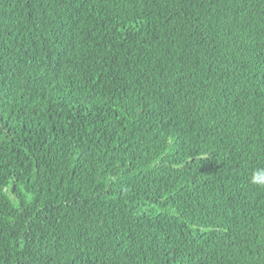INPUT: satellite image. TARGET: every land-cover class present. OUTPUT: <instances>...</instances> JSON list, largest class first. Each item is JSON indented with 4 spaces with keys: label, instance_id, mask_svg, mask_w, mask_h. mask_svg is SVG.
<instances>
[{
    "label": "trees",
    "instance_id": "1",
    "mask_svg": "<svg viewBox=\"0 0 264 264\" xmlns=\"http://www.w3.org/2000/svg\"><path fill=\"white\" fill-rule=\"evenodd\" d=\"M262 167L264 0H0V264H264Z\"/></svg>",
    "mask_w": 264,
    "mask_h": 264
},
{
    "label": "clouds",
    "instance_id": "2",
    "mask_svg": "<svg viewBox=\"0 0 264 264\" xmlns=\"http://www.w3.org/2000/svg\"><path fill=\"white\" fill-rule=\"evenodd\" d=\"M217 136L219 137L220 134ZM190 162L193 167L196 166L199 169H205L201 155L190 157ZM251 183L260 187H264V167L254 170L251 176Z\"/></svg>",
    "mask_w": 264,
    "mask_h": 264
}]
</instances>
